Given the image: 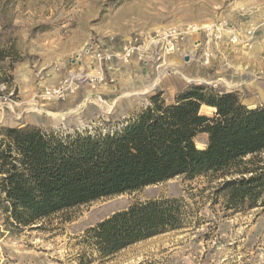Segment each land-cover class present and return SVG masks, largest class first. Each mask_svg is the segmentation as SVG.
I'll use <instances>...</instances> for the list:
<instances>
[{
	"label": "rangeland",
	"instance_id": "374dc122",
	"mask_svg": "<svg viewBox=\"0 0 264 264\" xmlns=\"http://www.w3.org/2000/svg\"><path fill=\"white\" fill-rule=\"evenodd\" d=\"M223 22L240 36L251 29L249 46L229 45L228 34L223 32L210 62L204 64V49L193 48V42L203 36L194 34L168 58L172 70L159 75V84L147 93L139 92L159 76L152 64L134 57L129 64L113 63L116 72L111 83L94 90L81 86L75 92V107L81 104L79 113L58 119L60 125L55 117L48 120L43 113L46 103L41 105L39 96L44 88L70 70H90V60L83 54L88 44L99 42L118 52L124 39L146 41L171 27ZM181 66L207 76L191 80ZM213 73L221 74L223 81L213 78ZM183 82L236 92L245 106L264 104V0H0V94H13L0 107L5 115L20 114L25 119L32 114L34 123L40 122L46 132L100 126L110 131L135 115L157 89L171 101L173 89ZM201 112L212 114L205 109ZM26 122L32 123L28 118ZM206 143L205 134L195 138L202 149ZM220 181L212 176L175 177L24 228L7 229L0 217V264H264V206L227 209L224 198L215 192ZM160 199L182 204L180 228L107 257L82 242L87 229L112 214L135 203Z\"/></svg>",
	"mask_w": 264,
	"mask_h": 264
},
{
	"label": "trees",
	"instance_id": "16d2710c",
	"mask_svg": "<svg viewBox=\"0 0 264 264\" xmlns=\"http://www.w3.org/2000/svg\"><path fill=\"white\" fill-rule=\"evenodd\" d=\"M248 106L236 92L183 82L171 101L157 89L110 131L2 127L1 222L30 227L180 176L221 180L215 192L227 209L264 206V104ZM199 134L207 136L203 149L195 144ZM183 214L175 199L135 203L87 229L82 242L107 257L180 228Z\"/></svg>",
	"mask_w": 264,
	"mask_h": 264
},
{
	"label": "built area",
	"instance_id": "2783aa9c",
	"mask_svg": "<svg viewBox=\"0 0 264 264\" xmlns=\"http://www.w3.org/2000/svg\"><path fill=\"white\" fill-rule=\"evenodd\" d=\"M207 26V27H204ZM204 26H177L156 32L148 40H139L137 37L124 39L118 52H112L109 47L100 43L88 44L83 54L90 60V70H70L59 81L50 87L43 89L39 96L40 104L58 102L64 98L74 95L83 85L94 90L100 85L111 83L113 79V63L120 62L128 64L136 57L144 64L150 63L155 71L162 61L179 52L181 45L188 37L194 34H202L203 38L193 42V48H203L202 62L208 64L213 50L222 41L223 32L229 45H240L247 47L250 44L252 30H246L243 35H238L228 26L226 22L204 25ZM141 39V38H140ZM185 57H187L185 55ZM12 93L0 94V107L7 105L12 98Z\"/></svg>",
	"mask_w": 264,
	"mask_h": 264
},
{
	"label": "crops",
	"instance_id": "0c3cea01",
	"mask_svg": "<svg viewBox=\"0 0 264 264\" xmlns=\"http://www.w3.org/2000/svg\"><path fill=\"white\" fill-rule=\"evenodd\" d=\"M181 67L183 68L182 69L183 70L182 71L183 74L187 75V76H190L192 78L191 80H196V79H199L202 76H204V77L207 76V73H204L201 70L194 69V68L189 67V66H181ZM212 76H213V78L215 77L217 79V81H223L222 80L223 78L221 77V74H219V73L218 74L217 73H213ZM160 79H161V77L159 78V81H158L157 84H159ZM221 83L222 82H220V85H221ZM150 84L148 86L144 87V90L141 91L142 94L143 93H147L148 91H150L152 88H154L157 85L156 84L154 87L148 89V87H150ZM241 86H242V84L240 86H237V87H241ZM173 91H174V95L173 96H175V94L177 92V89L175 88V89H173ZM218 92H222V91L219 90ZM76 94H74V96H72V97L71 96L70 97H66L63 100L58 101V102L44 104L46 107L43 109V111H44L43 113H45L47 119L49 120V117H55L57 119L58 124L60 125V121L59 120H62L63 118H65L67 116L79 113V109H80L81 104H79V105H77L75 107V99L77 97ZM258 105H261V104H258ZM200 111H201V109H200ZM33 117H35V116H33L32 114H29L28 117H25V119H24V117H21L20 114L11 115V114L7 113L5 115V113H1L0 112V125H6L7 124V126H9V127H20V126H25V125H32V126H36V127L41 128L40 124H39L40 122L38 123V122L35 121V123H34V120H33L34 118ZM26 118H28L29 120L31 119L32 123L26 122ZM79 118H80V115H79Z\"/></svg>",
	"mask_w": 264,
	"mask_h": 264
},
{
	"label": "bare ground",
	"instance_id": "6f19581e",
	"mask_svg": "<svg viewBox=\"0 0 264 264\" xmlns=\"http://www.w3.org/2000/svg\"><path fill=\"white\" fill-rule=\"evenodd\" d=\"M204 27H207V26H204ZM128 64H129V63H128ZM147 65H150V63H147ZM151 66H152V65H151ZM151 66H150V67H151ZM155 68H157V69H156V74L159 76V75H163L164 72H167L168 70H172L173 66H172L170 60L167 58V59H165L164 61H162V62L160 63L159 66H157V67H155ZM114 72H116L115 69H114L113 73H114ZM113 73H112V74H113ZM159 78H160V76L157 77L156 79H154V80L152 81V83L150 84V87H148V89L154 87V86L158 83ZM139 93L142 94V92H139Z\"/></svg>",
	"mask_w": 264,
	"mask_h": 264
},
{
	"label": "water",
	"instance_id": "95a60500",
	"mask_svg": "<svg viewBox=\"0 0 264 264\" xmlns=\"http://www.w3.org/2000/svg\"><path fill=\"white\" fill-rule=\"evenodd\" d=\"M255 106H248V108H250V109H252V108H254Z\"/></svg>",
	"mask_w": 264,
	"mask_h": 264
}]
</instances>
